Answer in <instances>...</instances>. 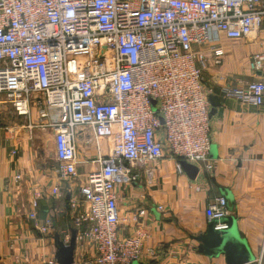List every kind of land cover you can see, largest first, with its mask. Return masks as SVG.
Segmentation results:
<instances>
[{"label":"built area","instance_id":"2783aa9c","mask_svg":"<svg viewBox=\"0 0 264 264\" xmlns=\"http://www.w3.org/2000/svg\"><path fill=\"white\" fill-rule=\"evenodd\" d=\"M263 22L264 0H0V116L52 134L62 179L77 176L80 131L111 142L80 190L88 210L74 220L87 225L79 238L92 243L93 264L141 257L144 234L118 236L115 188L134 180L132 168L167 156L179 173L181 161L210 169L202 71L222 63L212 44L247 41ZM261 65L264 54L251 58V69ZM224 96L260 108L264 81ZM227 205L210 199L206 223L228 216Z\"/></svg>","mask_w":264,"mask_h":264},{"label":"crops","instance_id":"0c3cea01","mask_svg":"<svg viewBox=\"0 0 264 264\" xmlns=\"http://www.w3.org/2000/svg\"><path fill=\"white\" fill-rule=\"evenodd\" d=\"M212 45L222 48L223 56L221 65L209 61L202 71L207 96L221 103L216 108L208 103L210 169L201 166L190 180L166 156L132 168L134 180L115 188L118 236L145 235L141 257L133 264H225L223 257L200 255L193 239L206 232L207 203L222 193L233 199L229 215L236 219L254 256L251 264H264V105H243L224 96L226 89L264 81V66L250 67L253 56L264 54V22L247 41L221 39ZM0 118L12 133L0 129V264H57L55 238L67 245L72 231L76 232L74 264H93L92 243L79 238L87 225L76 227L74 220L88 210L80 190L87 184V175L99 169L98 155L110 154L111 142H96L91 131H80L77 176L62 179L51 133H29L22 119L10 114ZM18 175L19 182L15 181Z\"/></svg>","mask_w":264,"mask_h":264},{"label":"water","instance_id":"95a60500","mask_svg":"<svg viewBox=\"0 0 264 264\" xmlns=\"http://www.w3.org/2000/svg\"><path fill=\"white\" fill-rule=\"evenodd\" d=\"M209 105L213 108L218 107L221 103L220 100L213 96H207ZM155 103L152 102L154 107ZM211 152L214 148L211 147ZM180 167L188 179L194 180L199 173L197 167L190 165L184 161L180 162ZM228 203L227 210L232 212L233 199L227 193L223 194ZM225 224L227 229L222 231H215L216 224ZM198 243L197 252L209 259L224 258L225 264H251L254 262V256L247 244L238 231L237 221L233 216H226L219 221H212L207 225L206 232L193 238ZM76 232L72 231L70 241L67 245L60 240L59 237L55 238V245L57 246L56 262L57 264H74L73 252L75 249Z\"/></svg>","mask_w":264,"mask_h":264},{"label":"rangeland","instance_id":"374dc122","mask_svg":"<svg viewBox=\"0 0 264 264\" xmlns=\"http://www.w3.org/2000/svg\"><path fill=\"white\" fill-rule=\"evenodd\" d=\"M23 123V120H22ZM6 126L5 122H3L0 118V129L4 128Z\"/></svg>","mask_w":264,"mask_h":264}]
</instances>
